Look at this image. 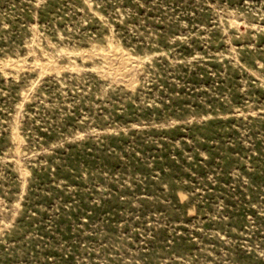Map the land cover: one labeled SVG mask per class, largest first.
Masks as SVG:
<instances>
[{"label": "rangeland", "instance_id": "rangeland-1", "mask_svg": "<svg viewBox=\"0 0 264 264\" xmlns=\"http://www.w3.org/2000/svg\"><path fill=\"white\" fill-rule=\"evenodd\" d=\"M0 264H264V0H0Z\"/></svg>", "mask_w": 264, "mask_h": 264}, {"label": "bare ground", "instance_id": "bare-ground-1", "mask_svg": "<svg viewBox=\"0 0 264 264\" xmlns=\"http://www.w3.org/2000/svg\"><path fill=\"white\" fill-rule=\"evenodd\" d=\"M114 49H116V48H114ZM121 49V48H120ZM112 51V50H111ZM84 52V51H83ZM91 52V51H90ZM95 52H96V50H95ZM123 52V51H122ZM82 53V52H81ZM87 53H89V51L87 52ZM93 53V52H92ZM91 53V54H92ZM126 53V52H125ZM108 54V53H107ZM106 54V55H107ZM88 55V54H87ZM111 56H112V58H113V62H112V66H111V68L113 69V71H114V73L117 75V76H119V78L120 77H123V78H125V77H130L131 75H132V73H133V71H134V62H131L132 60L131 59H129V57L128 56H126L125 54H123V53H121V52H118V51H116V50H113V52L111 53ZM109 59V58H108ZM134 59V58H133ZM109 61V60H108ZM136 62H138V61H136ZM109 63V62H108ZM111 64V63H110ZM136 64V63H135ZM51 65V64H50ZM50 65H48V66H50ZM136 67V66H135ZM48 68H50V67H48ZM100 70V69H99ZM107 70H109V69H107ZM102 71V70H101ZM109 72V71H108ZM110 72H112V71H110ZM114 76V75H113ZM115 77V76H114ZM116 79V78H115ZM127 79V78H126ZM130 79V78H129ZM128 79V80H129ZM131 79H133L132 77H131ZM130 79V80H131ZM117 80V79H116ZM134 80V79H133ZM127 82V81H126ZM131 82V81H130ZM135 82H136V80H135ZM128 84V83H127ZM130 84V83H129Z\"/></svg>", "mask_w": 264, "mask_h": 264}]
</instances>
